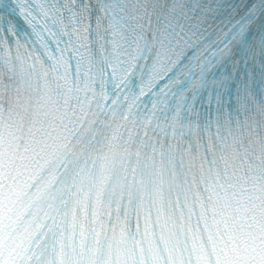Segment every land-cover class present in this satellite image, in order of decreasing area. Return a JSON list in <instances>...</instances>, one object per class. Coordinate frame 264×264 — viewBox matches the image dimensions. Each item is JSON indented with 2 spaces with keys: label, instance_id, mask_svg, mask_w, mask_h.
<instances>
[{
  "label": "snow or ice",
  "instance_id": "6c2138e0",
  "mask_svg": "<svg viewBox=\"0 0 264 264\" xmlns=\"http://www.w3.org/2000/svg\"><path fill=\"white\" fill-rule=\"evenodd\" d=\"M0 264H264V0H0Z\"/></svg>",
  "mask_w": 264,
  "mask_h": 264
}]
</instances>
